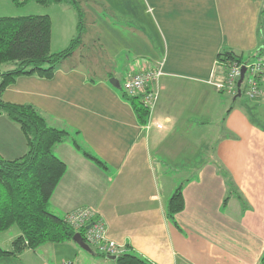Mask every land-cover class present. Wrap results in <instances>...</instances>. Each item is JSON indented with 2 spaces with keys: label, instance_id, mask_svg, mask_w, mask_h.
Instances as JSON below:
<instances>
[{
  "label": "crops",
  "instance_id": "crops-1",
  "mask_svg": "<svg viewBox=\"0 0 264 264\" xmlns=\"http://www.w3.org/2000/svg\"><path fill=\"white\" fill-rule=\"evenodd\" d=\"M32 1L25 4L35 6L34 14L51 16V50L65 49L78 34L77 9L73 27L54 37L51 6ZM79 1L81 46L53 78L22 75L2 93L7 102L36 106L52 126L69 132L54 147L67 172L50 211L65 217L93 207L123 253L152 264H263L264 95L252 100L251 113L239 102L242 93H227L214 82L225 77L220 53L234 51L248 61L264 46V0ZM68 5H53L56 15L70 12ZM0 7V17L19 15L5 0ZM162 62L157 105L142 124L123 84ZM113 77L120 87L111 84ZM27 149L19 125L0 114V154L14 159ZM172 164L189 174L169 176ZM180 185L185 208L174 222L167 205ZM70 247L77 262L70 261L80 264V252ZM106 256L95 260L117 264Z\"/></svg>",
  "mask_w": 264,
  "mask_h": 264
},
{
  "label": "trees",
  "instance_id": "trees-1",
  "mask_svg": "<svg viewBox=\"0 0 264 264\" xmlns=\"http://www.w3.org/2000/svg\"><path fill=\"white\" fill-rule=\"evenodd\" d=\"M12 1L25 4L30 0ZM34 1L45 7L58 4L75 6L79 15L78 34L65 49L53 52L52 19L49 14L0 17V114H5L18 124L28 140V149L22 156L8 159L0 154V233L13 225L20 230V235L13 242V251H7L0 245V257L17 254L25 249H36L46 242L71 241L77 232L86 241L85 229L75 230L65 217L49 209L50 200L67 172L66 162L55 154L54 147L63 142L69 132L52 126L32 104H15L2 99L4 90L19 76L53 78L58 65L73 55L82 44L84 12L79 0ZM260 30L264 45V4L260 14ZM257 54H261V51ZM218 59L226 75L229 65L234 61H243V56L234 51H224ZM123 95L133 106L139 122L146 124L150 110L141 96L131 95L125 90ZM75 144L80 148L78 143ZM83 153L106 166L86 150ZM229 184L232 186L231 181ZM184 208L185 198L180 185L169 200L167 214L176 222L175 216ZM98 254L106 256L100 252ZM116 258L117 264H152L133 253H123ZM261 261L264 264V256Z\"/></svg>",
  "mask_w": 264,
  "mask_h": 264
},
{
  "label": "built area",
  "instance_id": "built-area-1",
  "mask_svg": "<svg viewBox=\"0 0 264 264\" xmlns=\"http://www.w3.org/2000/svg\"><path fill=\"white\" fill-rule=\"evenodd\" d=\"M264 46L259 48V52ZM246 68L244 79L238 85L242 68ZM163 62L158 66L144 67L139 72L129 75L123 84V89L131 95H140L143 103L152 114L159 98L158 83L164 75ZM264 55L257 54L248 61H234L228 67V71L221 81L214 85L227 93H242L250 100L260 99L264 95ZM162 128V123H157ZM65 219L75 230L85 229L86 242L95 245L98 252L105 255L118 257L123 254V249L115 241L107 237V226L104 219L91 206H81L69 211ZM62 264H73L64 261Z\"/></svg>",
  "mask_w": 264,
  "mask_h": 264
},
{
  "label": "rangeland",
  "instance_id": "rangeland-1",
  "mask_svg": "<svg viewBox=\"0 0 264 264\" xmlns=\"http://www.w3.org/2000/svg\"><path fill=\"white\" fill-rule=\"evenodd\" d=\"M5 1L10 3L13 9V12H18L14 14H19V15L34 14L33 10L35 6H28L22 3L16 4L12 0H5ZM20 1H24V0H20ZM35 3H36L35 1H32L29 5H36ZM1 7H4V8L6 7L4 2H1ZM54 7H57V6H51V8H48V10L51 12V14H53V18H54V37H58L61 33H63L64 31H67L68 27L69 28H71V26L73 27L74 22H75V17L73 20L72 13L74 12L76 14V11H75L76 8L72 6V4H70L68 5L70 12H66L65 15L60 16V15H56L55 10L57 8H54ZM4 14H13V13H4ZM19 15H6V16H19ZM76 22L77 23L79 22L78 15H77ZM59 50H62V49H59ZM246 59H248V54L245 55V60ZM239 102L242 104V106L246 107L247 111L249 110L251 113L254 111L253 101L247 98L246 96L244 95L241 96L239 98ZM168 170H169V176H172V177H180L179 175L187 176L189 174V172H184V171L181 172L184 174H180L176 170V166L173 164L169 165ZM159 174L163 176L162 167H159ZM19 233H20V230L16 225H13L10 229L1 232L0 233L1 247H3L7 251H13L11 240L13 238H16L17 234ZM70 245H75L78 251L80 252L79 260H78L80 264H101L102 263V262L95 260L96 259L95 255H98L95 245L90 244L92 249L96 251L94 253L93 251H88L86 249L81 248V246H79L76 242H74V240H71V241H67L63 243L46 242V243L41 244L36 249H25L22 252L17 253V254H9L6 256H2L0 257V264H62L64 261H70V260L77 262L75 251L70 247ZM19 254H23V255L21 256ZM111 261H114V260H111ZM111 261L109 260L108 263H113Z\"/></svg>",
  "mask_w": 264,
  "mask_h": 264
},
{
  "label": "water",
  "instance_id": "water-1",
  "mask_svg": "<svg viewBox=\"0 0 264 264\" xmlns=\"http://www.w3.org/2000/svg\"><path fill=\"white\" fill-rule=\"evenodd\" d=\"M245 72H246V68L243 67L242 68V71H241V77L239 79V82H238V85L240 86L243 79H244V76H245ZM110 82L112 85L116 86V87H120V83L118 82V80L116 78H111L110 79ZM240 93V92H239ZM73 240L78 243L83 249H86L88 251H92V248L91 246L84 240L83 236L81 235V233L77 232L74 237H73ZM107 258L109 259H114L115 257L114 256H111V255H107L106 256Z\"/></svg>",
  "mask_w": 264,
  "mask_h": 264
},
{
  "label": "bare ground",
  "instance_id": "bare-ground-1",
  "mask_svg": "<svg viewBox=\"0 0 264 264\" xmlns=\"http://www.w3.org/2000/svg\"><path fill=\"white\" fill-rule=\"evenodd\" d=\"M85 240V239H84Z\"/></svg>",
  "mask_w": 264,
  "mask_h": 264
}]
</instances>
